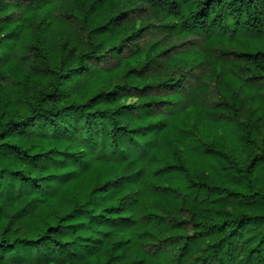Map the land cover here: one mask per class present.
Instances as JSON below:
<instances>
[{
    "label": "trees",
    "instance_id": "trees-1",
    "mask_svg": "<svg viewBox=\"0 0 264 264\" xmlns=\"http://www.w3.org/2000/svg\"><path fill=\"white\" fill-rule=\"evenodd\" d=\"M135 1L203 39L191 62L232 56L256 118L147 73L122 0H89L86 48L73 0H0V264H264V0Z\"/></svg>",
    "mask_w": 264,
    "mask_h": 264
},
{
    "label": "rangeland",
    "instance_id": "rangeland-1",
    "mask_svg": "<svg viewBox=\"0 0 264 264\" xmlns=\"http://www.w3.org/2000/svg\"><path fill=\"white\" fill-rule=\"evenodd\" d=\"M78 1H82L77 3ZM124 7L128 8V11L122 16L118 21L124 30H130L131 28H137L138 26L143 27L141 31V36L138 38L137 42L143 46L147 42L158 41L161 48L164 50L158 55V66L154 68L147 69V73L156 74L159 76H172L176 77L180 72L186 75L187 79L184 81L185 92L193 90L194 95L199 102L208 106L214 107L217 103L225 101L226 103L232 102V95L230 92L236 94V100L242 98L241 103L238 104L237 109L233 110L229 108L231 113H238L241 119L253 120L256 115H251L252 107L251 101L243 97L241 93V88L239 86H230L229 91L226 92L223 89L219 81V71L221 68L230 69L235 65V59L232 56H224L219 52V49L214 48L207 52V56L201 60H194L193 51L202 48L203 39L199 35H177L175 33H169L168 29L163 31L155 30L160 22L164 20L161 15L156 14L153 9L147 5L140 4L138 1L122 0L120 3ZM89 7V0H73V15L72 23L76 31H78L81 39L83 40L82 46L88 47V37L85 30V25H83L80 13L85 11ZM111 41L113 38H109ZM108 42L110 43L111 41ZM107 41V40H106ZM127 55V51L123 50L122 55ZM184 54V55H183ZM175 58L172 60L173 56ZM186 58V59H184ZM219 58L221 61H217ZM105 61V62H104ZM98 62L103 66H108L114 63V59L110 55H106L104 60H98ZM238 69L243 70L241 63L238 64ZM145 72V73H146ZM256 81V80H255ZM231 93V94H232ZM245 93V92H244ZM135 100L131 97L127 101ZM178 107L179 105L175 103ZM227 107V105H223ZM228 108V107H227ZM169 113L175 111L169 109ZM262 124L264 123V118L261 119ZM200 128L198 129V131ZM180 218H186V215H182ZM190 229V226H189Z\"/></svg>",
    "mask_w": 264,
    "mask_h": 264
}]
</instances>
